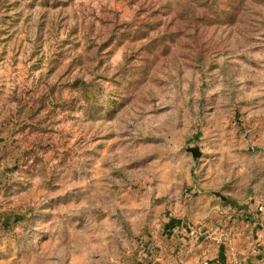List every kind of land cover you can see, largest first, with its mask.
<instances>
[{"label": "rangeland", "instance_id": "374dc122", "mask_svg": "<svg viewBox=\"0 0 264 264\" xmlns=\"http://www.w3.org/2000/svg\"><path fill=\"white\" fill-rule=\"evenodd\" d=\"M263 202L264 0H0V264H175Z\"/></svg>", "mask_w": 264, "mask_h": 264}, {"label": "crops", "instance_id": "0c3cea01", "mask_svg": "<svg viewBox=\"0 0 264 264\" xmlns=\"http://www.w3.org/2000/svg\"><path fill=\"white\" fill-rule=\"evenodd\" d=\"M261 204L264 207V202ZM248 225L251 228L249 236L241 234L235 238L226 237V240H222V236H216L217 241L208 248L196 244L192 252L191 249H183L184 245L178 244L175 252L179 259L175 264H200L202 259H208L211 264H264V244L261 243L260 253L255 250L258 243L256 233L264 230V210L256 209Z\"/></svg>", "mask_w": 264, "mask_h": 264}, {"label": "built area", "instance_id": "2783aa9c", "mask_svg": "<svg viewBox=\"0 0 264 264\" xmlns=\"http://www.w3.org/2000/svg\"><path fill=\"white\" fill-rule=\"evenodd\" d=\"M256 209L258 210V211H263L264 210V207H263V205L261 204V203H259L258 205H257V207H256ZM188 234L190 235V236H192V235H194V234H196V229H190L189 231H188ZM256 238H257V245L255 246V250H256V252H261V249H262V244L261 243H263L264 244V230L263 231H259V232H257L256 233ZM200 264H211V262L208 260V259H202L201 261H200Z\"/></svg>", "mask_w": 264, "mask_h": 264}, {"label": "water", "instance_id": "95a60500", "mask_svg": "<svg viewBox=\"0 0 264 264\" xmlns=\"http://www.w3.org/2000/svg\"><path fill=\"white\" fill-rule=\"evenodd\" d=\"M191 152H192V155H193L194 157H197V156L200 154L199 151L196 150V149H191ZM220 197H221L222 199L225 198L223 195H220Z\"/></svg>", "mask_w": 264, "mask_h": 264}]
</instances>
